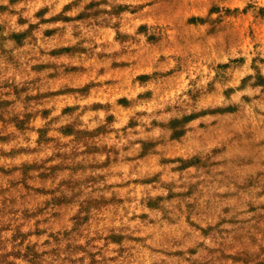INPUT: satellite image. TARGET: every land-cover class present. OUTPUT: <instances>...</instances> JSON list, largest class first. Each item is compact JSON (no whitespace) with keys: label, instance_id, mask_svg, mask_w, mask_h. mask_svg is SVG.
Wrapping results in <instances>:
<instances>
[{"label":"rangeland","instance_id":"1","mask_svg":"<svg viewBox=\"0 0 264 264\" xmlns=\"http://www.w3.org/2000/svg\"><path fill=\"white\" fill-rule=\"evenodd\" d=\"M0 264H264V0H0Z\"/></svg>","mask_w":264,"mask_h":264}]
</instances>
